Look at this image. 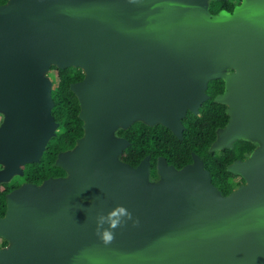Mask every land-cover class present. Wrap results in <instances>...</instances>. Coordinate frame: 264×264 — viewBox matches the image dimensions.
Instances as JSON below:
<instances>
[{
    "label": "water",
    "instance_id": "1",
    "mask_svg": "<svg viewBox=\"0 0 264 264\" xmlns=\"http://www.w3.org/2000/svg\"><path fill=\"white\" fill-rule=\"evenodd\" d=\"M51 65L84 72L70 84L83 135L57 154L68 177L7 195L0 264H264V0L214 15L205 0L1 4L0 180L39 161L59 126L44 75ZM216 78L225 89L214 100L229 118L211 148L261 143L227 167L242 184L223 195L195 154L180 169L160 158L157 183L148 156L136 166L120 160L129 141L118 128L161 123L182 138L181 117L198 112ZM116 205L139 224L127 221L106 245L96 218Z\"/></svg>",
    "mask_w": 264,
    "mask_h": 264
},
{
    "label": "trees",
    "instance_id": "2",
    "mask_svg": "<svg viewBox=\"0 0 264 264\" xmlns=\"http://www.w3.org/2000/svg\"><path fill=\"white\" fill-rule=\"evenodd\" d=\"M52 68L57 71V84L51 92L54 101L52 114L59 123L60 130L47 142L40 160L33 163V169L27 180L36 183H40L48 176L56 177L63 174V169L55 164L57 154L73 148L76 139L83 135V121L78 116L80 110L78 98L71 91L70 84L81 80L84 72L80 67L75 66L65 68L52 66ZM222 90L221 78L210 80L206 89L210 97L201 104L198 114L188 111L182 118L185 126L182 139L177 138L159 123L150 126L142 121H135L127 128L118 129L117 134L130 141V144L123 149L121 159L131 166H136L146 154H150L151 173L156 175L155 166L158 156H165L169 163L180 168L192 160L193 151L204 159L212 182L223 194L230 192L242 180H237L238 176L229 172L227 165L235 159L246 158L257 146V142L238 138L229 148L221 151L209 150L211 143L216 140L217 128H222L228 121L226 105L214 101V96ZM0 202H3V194Z\"/></svg>",
    "mask_w": 264,
    "mask_h": 264
},
{
    "label": "flooded vegetation",
    "instance_id": "3",
    "mask_svg": "<svg viewBox=\"0 0 264 264\" xmlns=\"http://www.w3.org/2000/svg\"><path fill=\"white\" fill-rule=\"evenodd\" d=\"M7 2V0H0V5L1 4H4V3H6ZM205 2H206V8H207V11L209 12V14H211V15H214V14H217V13H219V12H222V11H224V12H227V13H233L234 12V10L236 9V7L237 6H239L242 2H243V0H205ZM230 71H231V69H230ZM216 79H218V78H216ZM222 80H223V90L221 91V92H218L217 94H220V93H222L223 91H224V89H225V86H224V79L223 78H221ZM210 80H212V79H210ZM210 80L207 82V87H208V85H209V82H210ZM207 87H206V89H207ZM206 91V90H205ZM207 94V93H206ZM216 94V95H217ZM209 97H210V95L209 94H207ZM209 97L207 98V99H209ZM215 97V96H214ZM206 99V100H207ZM205 101V100H204ZM203 101V102H204ZM215 101V100H214ZM202 102V103H203ZM216 102V101H215ZM201 103V104H202ZM201 106V105H200ZM200 108V107H199ZM226 109H227V105H226V108H225V112H226ZM188 111H190V112H193V111H191L190 109H187L186 110V112H185V114H184V116L186 115V113L188 112ZM198 112H199V109H198ZM198 112L197 113H195V112H193L194 114H198ZM227 113V112H226ZM184 116H182L181 117V123H182V118L184 117ZM228 118H229V116H228ZM2 118H0V120H1ZM136 121H141V120H136ZM1 122V121H0ZM135 122V121H134ZM143 122V121H142ZM144 123V122H143ZM227 123V122H226ZM146 124V123H145ZM155 124H158V123H155ZM155 124H153V125H155ZM159 124H161V123H159ZM147 125H150V124H147ZM163 125V124H162ZM130 126V125H129ZM128 126V127H129ZM150 126H152V125H150ZM164 126V125H163ZM182 138H183V131H184V129H185V126L183 125V123H182ZM225 126V125H224ZM223 126V127H224ZM59 128H60V126H58ZM166 128H168L167 126H165ZM222 127V128H223ZM118 129H120V128H118ZM118 129L115 131V135L117 136V137H123V136H120V135H118L117 134V131H118ZM175 136H176V134L170 129V128H168ZM219 129H221L220 127L219 128H217V130H216V133L218 132V130ZM56 134L57 133H55V135L54 136H56ZM53 137V136H52ZM177 137V136H176ZM124 138V137H123ZM177 138H179V137H177ZM182 138H179V139H182ZM79 138H77L76 139V142H75V145H76V143H77V140H78ZM126 139V138H125ZM50 140V139H49ZM48 140V141H49ZM247 140H250V139H247ZM129 144H130V141H129ZM212 144L213 143H211V145H210V147H209V150L210 151H221L222 149H224V148H229V147H223V148H221V149H212L211 148V146H212ZM233 144V143H232ZM72 149V148H71ZM71 149H68V150H71ZM65 151H67V150H65ZM122 153V152H121ZM197 155L198 157H200V159L202 160V163H203V167H204V169H207L206 167H205V164H204V159L200 156V155H198V154H196L195 152H191V156H192V160L190 161V162H188V163H186V164H184L182 167H184L185 165H188V164H192L193 163V155ZM146 156H148V163H149V174H148V181L149 182H152V183H157V182H159L160 181V179H161V175H160V173L158 172V163H159V159L160 158H163L165 161H166V163L168 164V165H173V164H171V163H169L168 161H167V158L165 157V156H163V155H160V156H158L157 157V159H156V166H155V171H156V175H153L152 173H151V171H152V165L150 164V154H146L143 158H145ZM119 158H120V160H122L121 159V154H120V156H119ZM142 158V159H143ZM245 159V158H244ZM235 160H237V159H235ZM239 160H243V159H239ZM123 161V160H122ZM38 162V161H37ZM125 162V161H124ZM33 163H35V162H25V163H23V164H21L20 165V168H21V170H22V172H18V173H15V174H12L10 177H8V179H5V180H0V199H1V194H3V204L0 202V217H3L4 215H5V213H6V210H7V195L12 191V190H14L15 188H17V187H19V186H21L23 183H34V184H40L42 181H44V180H46L47 178H55L54 176H48L47 178H45V179H43L40 183H36V182H32V181H28L27 180V178L29 177L28 175L30 174V172L32 171V167H33ZM56 164V163H55ZM57 165V164H56ZM229 165V164H228ZM228 165H227V167H228ZM58 166V165H57ZM174 166V165H173ZM59 167H61V166H59ZM175 167V166H174ZM182 167H180V168H182ZM226 167V168H227ZM5 168V164L4 163H1L0 162V171L1 170H3ZM62 169H63V174H61V175H59V176H56V177H68L69 176V172H68V170H66L65 168H63V167H61ZM176 168V167H175ZM180 168H176V169H180ZM208 170V169H207ZM228 170V169H227ZM209 171V170H208ZM229 171V170H228ZM230 172V171H229ZM232 173V172H231ZM209 174H210V171H209ZM234 174V173H233ZM236 176H238L237 177V180H242V181H240L236 186H235V188H237L240 184H242L243 183V178L239 175V174H235ZM210 178H211V182H212V177H211V174H210ZM213 183V182H212ZM213 185L217 188V189H219V191L222 193V191H221V189L219 188V187H217L214 183H213ZM235 188H233L232 190H234ZM231 190V191H232ZM230 191V192H231ZM230 192H228L227 194H229ZM223 194V193H222ZM227 194H223V195H227ZM90 198H85V197H81V200L82 201H87V200H89ZM8 240L4 237V236H2V235H0V249H2V248H4V247H6L7 245H8Z\"/></svg>",
    "mask_w": 264,
    "mask_h": 264
},
{
    "label": "clouds",
    "instance_id": "4",
    "mask_svg": "<svg viewBox=\"0 0 264 264\" xmlns=\"http://www.w3.org/2000/svg\"><path fill=\"white\" fill-rule=\"evenodd\" d=\"M131 220L133 226L139 224L138 218L123 205H116L107 214H99L96 218V234L104 244H110L115 239L114 230L124 226ZM107 225V227H105Z\"/></svg>",
    "mask_w": 264,
    "mask_h": 264
},
{
    "label": "rangeland",
    "instance_id": "5",
    "mask_svg": "<svg viewBox=\"0 0 264 264\" xmlns=\"http://www.w3.org/2000/svg\"><path fill=\"white\" fill-rule=\"evenodd\" d=\"M52 66H54V65H51L50 66V68L44 73V75L45 76H47L50 80H51V82H52V88H54L55 86H56V84H57V71H56V69L55 68H52ZM230 68L231 67H227L226 68V72H229L230 71ZM51 113H52V109H51ZM3 114V113H2ZM0 118H2V115L0 114ZM1 121V120H0ZM60 130V128L59 127H57L56 129H55V133H58V131ZM245 138H248L249 136H244ZM249 139H252V138H249ZM260 145L261 143H257V145ZM20 167V166H19ZM20 170H21V168H20ZM21 172H22V170H21ZM15 174V173H14ZM11 176V175H10ZM9 176V177H10Z\"/></svg>",
    "mask_w": 264,
    "mask_h": 264
}]
</instances>
